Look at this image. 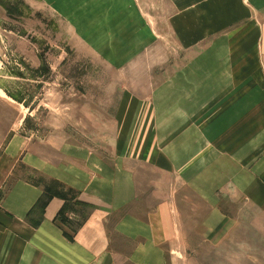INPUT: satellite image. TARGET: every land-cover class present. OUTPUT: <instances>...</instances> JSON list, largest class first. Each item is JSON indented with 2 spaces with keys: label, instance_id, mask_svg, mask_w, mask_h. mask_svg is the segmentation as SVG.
<instances>
[{
  "label": "rangeland",
  "instance_id": "374dc122",
  "mask_svg": "<svg viewBox=\"0 0 264 264\" xmlns=\"http://www.w3.org/2000/svg\"><path fill=\"white\" fill-rule=\"evenodd\" d=\"M254 2L263 6L248 8L234 35L254 36L248 47L264 50V0ZM184 7L183 0H0V199L17 180L45 185L42 171L54 173L65 154L64 166L95 205L88 241L97 245L81 249L89 264H264V216L235 183L240 164L205 140L201 129L212 121L174 113L168 83L199 59L177 39L176 17L189 18ZM250 60L239 68L248 72L235 82L240 92L251 89L264 57ZM209 81L206 95L220 90ZM48 187L65 190L66 211L75 210L65 221L72 235L90 209L76 190L54 180Z\"/></svg>",
  "mask_w": 264,
  "mask_h": 264
},
{
  "label": "crops",
  "instance_id": "0c3cea01",
  "mask_svg": "<svg viewBox=\"0 0 264 264\" xmlns=\"http://www.w3.org/2000/svg\"><path fill=\"white\" fill-rule=\"evenodd\" d=\"M254 1L183 0V4L188 6L183 9L190 8L189 18L177 16L173 25L178 41L185 47L182 51L199 59L197 63L183 66L182 71L174 75L176 81L168 85L175 96L177 108L174 113L177 118L212 121L204 125L201 133H204L207 142L214 140L222 151L228 155L234 154V160L240 164L236 168L235 183L242 188L240 192L245 193L247 202L253 204L254 211H260L264 216V60H261V70L253 72L251 89L240 92L237 89L239 83L234 87L236 81L248 75V72H240L239 68L246 66L249 69L250 57H264L263 48L248 47L247 42L253 40L254 36L234 35V26L245 21V15H249L248 8L263 6ZM208 39L214 42V49L203 47ZM211 56L229 58L230 63L225 61L213 66L203 63L204 58L208 62ZM234 57L240 59L234 61ZM245 57L248 58L246 61ZM208 80L220 90L215 88L216 92L206 95ZM179 82H182V88L178 86ZM242 82L245 84V81ZM65 157L62 154L60 160L54 162V173L42 171L47 181L45 185L17 180L1 197L0 264H89V255L81 249L97 245V242L88 241L96 222L91 208L95 205L85 193L83 180L64 166V160L67 161ZM32 166L38 167L37 164ZM77 166L82 173L88 170L81 163ZM51 180L73 192L76 190V201L90 209V215L73 232L74 236L66 231L65 226V221L75 215V210L66 211L68 196H53L48 201L44 199L46 185ZM98 244L103 247L108 245Z\"/></svg>",
  "mask_w": 264,
  "mask_h": 264
},
{
  "label": "trees",
  "instance_id": "16d2710c",
  "mask_svg": "<svg viewBox=\"0 0 264 264\" xmlns=\"http://www.w3.org/2000/svg\"><path fill=\"white\" fill-rule=\"evenodd\" d=\"M46 192H47V194H48V196L46 197V201H48V200H49L51 197H53V196L66 197V194H64V193L61 192V191L51 192V188H50V187L46 188ZM45 203H46V202H44V204H45ZM64 210H65V208L62 209L61 212L64 213ZM61 212H60V214H62Z\"/></svg>",
  "mask_w": 264,
  "mask_h": 264
}]
</instances>
